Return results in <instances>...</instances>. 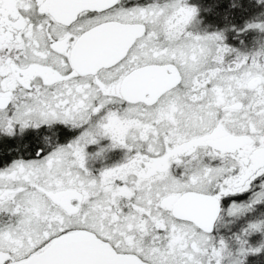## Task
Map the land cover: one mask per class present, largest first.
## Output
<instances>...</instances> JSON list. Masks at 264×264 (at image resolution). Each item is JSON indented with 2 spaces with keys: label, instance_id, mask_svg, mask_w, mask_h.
<instances>
[{
  "label": "snow or ice",
  "instance_id": "snow-or-ice-1",
  "mask_svg": "<svg viewBox=\"0 0 264 264\" xmlns=\"http://www.w3.org/2000/svg\"><path fill=\"white\" fill-rule=\"evenodd\" d=\"M255 4L197 31L188 0H0V138H35L0 165V264L264 260Z\"/></svg>",
  "mask_w": 264,
  "mask_h": 264
},
{
  "label": "flooded vegetation",
  "instance_id": "flooded-vegetation-1",
  "mask_svg": "<svg viewBox=\"0 0 264 264\" xmlns=\"http://www.w3.org/2000/svg\"><path fill=\"white\" fill-rule=\"evenodd\" d=\"M233 2L239 4L238 8H230L229 5ZM188 3L195 5L199 9L197 22H195L190 30L197 31H221L225 30L229 25H235L237 28L242 27L244 21L253 14L261 11L255 4V0H188ZM225 41L230 47H234L243 50L241 41L245 44H249L254 38L255 33H247L241 36H237L233 31H225ZM232 56L227 59H232ZM35 138L32 134H27L26 138L21 141L18 139L3 137L0 138V165L9 163L18 153L19 148L21 153L27 155L32 151ZM105 144L108 141H104ZM23 145H27L24 148ZM87 151H92L91 148ZM122 153L119 150H113L110 153V159L107 161L109 164L118 161ZM238 202H243L248 199V194L235 197ZM259 211L264 213V206ZM259 264H264V260Z\"/></svg>",
  "mask_w": 264,
  "mask_h": 264
},
{
  "label": "rangeland",
  "instance_id": "rangeland-1",
  "mask_svg": "<svg viewBox=\"0 0 264 264\" xmlns=\"http://www.w3.org/2000/svg\"><path fill=\"white\" fill-rule=\"evenodd\" d=\"M242 223H243V221H241L240 225H238V226H241ZM251 239H252V243H257V242H259L261 240V236L259 234H256V235H253L251 237Z\"/></svg>",
  "mask_w": 264,
  "mask_h": 264
}]
</instances>
